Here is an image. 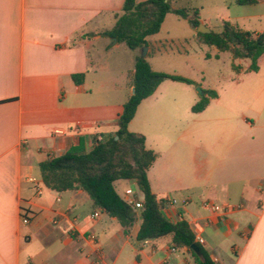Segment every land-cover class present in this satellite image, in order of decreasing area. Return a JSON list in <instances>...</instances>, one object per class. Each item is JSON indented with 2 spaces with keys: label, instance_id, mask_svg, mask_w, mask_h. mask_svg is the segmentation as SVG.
Instances as JSON below:
<instances>
[{
  "label": "crops",
  "instance_id": "crops-1",
  "mask_svg": "<svg viewBox=\"0 0 264 264\" xmlns=\"http://www.w3.org/2000/svg\"><path fill=\"white\" fill-rule=\"evenodd\" d=\"M123 2L0 0V264H198L186 247L172 250L169 235L137 240L139 216L126 234L84 190H51L40 177V162L78 145L89 151L117 131L137 53L101 32L114 26ZM170 8L146 38L145 58L152 70L193 83L162 81L127 128L156 154L147 178L164 205L176 200L164 207L168 219H185L216 264H264V52L251 70L248 58L201 42L197 26L173 12H196L211 31L227 21L264 34V0H172ZM195 50L207 60L225 52L229 72L214 81L191 75ZM171 63L186 68L172 73ZM198 85L216 96L198 93ZM202 95L208 104L193 112ZM114 187L123 199L132 188L143 200L134 181Z\"/></svg>",
  "mask_w": 264,
  "mask_h": 264
},
{
  "label": "trees",
  "instance_id": "trees-1",
  "mask_svg": "<svg viewBox=\"0 0 264 264\" xmlns=\"http://www.w3.org/2000/svg\"><path fill=\"white\" fill-rule=\"evenodd\" d=\"M172 0H124L121 11L115 14L116 21L110 30L102 35L116 38L131 50H139L147 44L146 38L159 31L165 15L169 12ZM238 4L254 3L255 0H236ZM182 18H187L194 27L199 24L196 12L190 15L188 9L178 8L173 11ZM198 39L214 45L218 50L232 51L234 58H248L250 69L257 70V59L264 52V34H254L223 21L219 31L197 33ZM82 74L73 78L78 82ZM192 84L193 81L177 74L154 71L145 57L136 55L132 84L134 93L123 104L121 114L116 120L115 135L102 141H95L89 151L82 145L70 147L60 156L52 157L39 163L42 183L45 187L58 192L82 189L92 199L94 205L106 214L115 217L128 234L137 216L141 218L137 240L155 239L170 236L174 247H186L198 264H216L195 239V235L185 219L172 221L164 214V199H158L152 193L147 178V170L156 158L148 150L141 134L130 132L128 123L133 118L140 101L156 90L166 80ZM209 96H216L211 91H204ZM208 97L202 95L192 106L193 112L204 109ZM117 136L115 139L114 137ZM117 180L134 181L143 193L142 207L134 208L117 193L114 182ZM196 242L201 251L198 257L189 246Z\"/></svg>",
  "mask_w": 264,
  "mask_h": 264
},
{
  "label": "rangeland",
  "instance_id": "rangeland-1",
  "mask_svg": "<svg viewBox=\"0 0 264 264\" xmlns=\"http://www.w3.org/2000/svg\"><path fill=\"white\" fill-rule=\"evenodd\" d=\"M202 16L204 18L205 16H207V14L204 13V15ZM124 47L125 49H127L126 46L122 44L121 48H124ZM130 50H128L129 53L131 52ZM140 52H141V49L140 50L137 49L134 51V53H137V54H140ZM188 56L193 60L194 65L188 67L187 70L191 75L196 76L197 78H200L201 76H206V81H210V80L214 81L215 78L217 77V74L219 73L226 74L227 72H229L231 61H230V58L228 57V54H226L225 52L222 53V56L220 59H215L213 55H210V60H207L205 55L199 50L190 51L188 53ZM167 68L173 73L176 71L178 72V71L184 70L186 67L183 65V63H179V64L171 63L170 65L167 66ZM197 87L199 88V90H197ZM197 87H196V90L198 93L201 94L203 90L205 91V89L202 90L199 87V85ZM129 185L132 188H134V190H136V187L132 183H129Z\"/></svg>",
  "mask_w": 264,
  "mask_h": 264
},
{
  "label": "built area",
  "instance_id": "built-area-1",
  "mask_svg": "<svg viewBox=\"0 0 264 264\" xmlns=\"http://www.w3.org/2000/svg\"><path fill=\"white\" fill-rule=\"evenodd\" d=\"M99 140H100V138L97 139V141H99ZM29 180L34 184V187H35L36 191L38 193H40L41 192V187H40L39 183L36 181V179L35 178H30ZM136 193L137 192L134 191L132 188H126L124 190V200L126 201L127 204H129V205L133 206L134 208L138 209V208L142 207V201L139 200L138 198H136ZM175 204H176V200L172 199V198H169V199H167L165 201L166 207L167 206H171L172 207ZM201 206L204 207V208H209L212 211H216V212H219V211L220 212H227L228 211L226 206L223 207V206H221L219 204H216V203L210 202V201H203L201 203ZM95 215H96V213H95ZM23 218H24V221L28 220L25 216ZM91 238L93 239L92 236H91ZM197 241L199 243L203 242L201 237H198ZM174 249H175V247L172 248V250H174ZM97 264H102V263L101 262H97ZM163 264H169V263L167 261H164Z\"/></svg>",
  "mask_w": 264,
  "mask_h": 264
},
{
  "label": "water",
  "instance_id": "water-1",
  "mask_svg": "<svg viewBox=\"0 0 264 264\" xmlns=\"http://www.w3.org/2000/svg\"><path fill=\"white\" fill-rule=\"evenodd\" d=\"M169 9H171V8H169ZM196 30H197V32H200V33H209V32H211V30L208 28V27H206L205 25H203V24H198L197 25V27H196ZM113 41H117L116 40V38H113ZM146 49H147V47L146 46H143L142 48H141V52H140V55L142 56V57H145V55H146ZM197 90H199V88L197 87ZM134 93V88L132 89V94ZM202 93V92H201ZM115 139L117 138V136H115L114 137ZM189 248L198 256V257H201V251H200V248H199V246L196 244V242H193L190 246H189Z\"/></svg>",
  "mask_w": 264,
  "mask_h": 264
}]
</instances>
